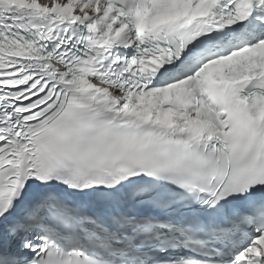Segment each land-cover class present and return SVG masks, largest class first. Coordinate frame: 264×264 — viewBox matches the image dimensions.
I'll return each instance as SVG.
<instances>
[{
    "label": "snow or ice",
    "instance_id": "snow-or-ice-1",
    "mask_svg": "<svg viewBox=\"0 0 264 264\" xmlns=\"http://www.w3.org/2000/svg\"><path fill=\"white\" fill-rule=\"evenodd\" d=\"M0 264H264V0H0Z\"/></svg>",
    "mask_w": 264,
    "mask_h": 264
}]
</instances>
